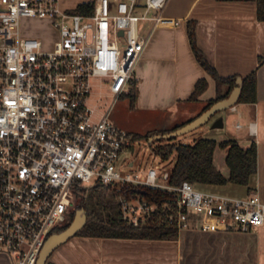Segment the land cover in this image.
Listing matches in <instances>:
<instances>
[{"label":"built area","instance_id":"1","mask_svg":"<svg viewBox=\"0 0 264 264\" xmlns=\"http://www.w3.org/2000/svg\"><path fill=\"white\" fill-rule=\"evenodd\" d=\"M63 1L0 0V254L13 264H36L51 231L69 223L96 187L115 193L119 217L132 227L159 213L178 231L261 226L264 203L256 192L236 197L188 181L171 184L170 171L148 168L140 176L119 169L134 145L109 113L133 83L167 0H94L87 15L67 13ZM25 17L56 29L48 48L22 34ZM94 86L107 89L99 99L111 97L104 110L89 104ZM146 188L165 198L147 197Z\"/></svg>","mask_w":264,"mask_h":264},{"label":"crops","instance_id":"2","mask_svg":"<svg viewBox=\"0 0 264 264\" xmlns=\"http://www.w3.org/2000/svg\"><path fill=\"white\" fill-rule=\"evenodd\" d=\"M88 1L91 0H65L61 5L74 9ZM256 11L254 0H167L162 10L164 21L152 32L134 67L131 110L158 116L176 115L168 129L195 118L205 102L216 96V83L192 52L187 21H195L196 43L218 74L243 77L256 68L258 57H264V21L257 19ZM50 27L54 39L57 31L51 24ZM200 78L207 80V88L198 101H189ZM231 111L237 114L235 124L241 125V129H236L234 124V129L243 133L235 141L244 148L254 142L257 152L251 190L241 187L245 196L256 192L264 203V63L256 70V101L237 103ZM222 151L220 160L224 163L226 150ZM220 171L227 173V169L225 173ZM49 261L54 264H264V223L248 231H204L191 227L179 230L174 240L74 236ZM0 264L13 262L0 254Z\"/></svg>","mask_w":264,"mask_h":264},{"label":"trees","instance_id":"3","mask_svg":"<svg viewBox=\"0 0 264 264\" xmlns=\"http://www.w3.org/2000/svg\"><path fill=\"white\" fill-rule=\"evenodd\" d=\"M254 1L256 2L257 19L264 21V0ZM93 2L94 0L80 3L72 12L85 15L91 14L93 11ZM195 25L194 20L187 21V36L190 47L197 62L216 83V96L205 102L199 112L201 114L213 103L229 95L236 85L237 76H220L215 68L208 63L196 43ZM262 63H264V57H258L256 68L242 77V90L238 103H254L256 101V70ZM132 84L133 86L127 94L130 98V105L134 102L135 93L133 91L135 86L134 81ZM222 87H225L224 91H222ZM206 88L207 80L205 78L198 79L188 100L198 101L200 95ZM185 123L166 130L149 131L145 134L133 133L131 137L133 140L141 138L148 139L152 134H164L175 130ZM166 139L168 142L155 145L153 150L163 160L169 159L173 154L175 156L173 166L170 170L169 183L178 185L183 181H188L195 187L235 184L245 186L248 191L251 190L250 184L257 168V152L254 142H251L248 147L244 148L233 139L217 142L210 138H198L191 144L175 143L173 142L175 137ZM216 148L226 150L224 156V163L227 169L226 174H223L214 163V151ZM91 193L96 194V198L92 202L88 201ZM106 194L109 195L107 201L105 200ZM89 195L83 199L80 205V208H84L86 211L87 222L75 236L140 240H174L177 237V228L162 213L156 215L154 220L147 225L132 227L120 219L114 198L115 193L109 190V188H93ZM145 195L158 201L165 198L164 192L150 188L145 189ZM73 218L74 215L71 221ZM71 221L62 227L54 228L51 234L64 230ZM46 264L54 263L48 260Z\"/></svg>","mask_w":264,"mask_h":264},{"label":"rangeland","instance_id":"4","mask_svg":"<svg viewBox=\"0 0 264 264\" xmlns=\"http://www.w3.org/2000/svg\"><path fill=\"white\" fill-rule=\"evenodd\" d=\"M62 10L66 11L67 13H72V7L69 5H65L62 7ZM21 29L24 35L32 36L37 35L42 38L44 42V48H48L50 45V40H52V28L48 23L47 19H40L34 17H25L21 19ZM123 42V38L120 39ZM122 47V43H121ZM133 84H130L126 87L124 92V96H120L115 100L112 105L111 111L109 113V119L113 122L116 126L131 131L133 133L145 134L149 131H159V130H166L169 128L170 124L177 119V116L172 113H166L162 116L149 114L141 111H133L130 108L129 101L130 98L127 95L129 90ZM135 91V86L133 88ZM107 92L106 88H101L98 86H94L92 88V93L89 99V104L95 106L96 108H100L104 110L106 105L109 104L111 101V97L109 95L102 96L99 99V95H104ZM123 95V94H122ZM97 110H100V109ZM223 116L224 125L221 128H211L213 121L215 120V116L219 115ZM216 115L212 116L205 124L188 131L184 134L177 135L173 142L175 143H184V144H191L194 140L198 138H210L217 142L225 140V139H236L237 136L243 134L242 132H238L234 129V124L237 120V114L232 112L230 108L226 110H222ZM158 124V125H156ZM155 126L159 128L154 129ZM154 135V134H152ZM151 135V136H152ZM149 136V137H151ZM148 137V139H149ZM148 139L141 138L137 140L132 139V143L135 147V151L131 153L129 150H125L123 154V162L119 166V169L123 171H129L133 173H139L140 176L145 173L148 168H154L157 170L159 174L165 171H170L173 163H174V154L167 160L161 159V157L154 152V146L161 143H166L168 140L166 138H162L159 140L148 141ZM223 151L219 148H216L215 151V158L214 161L218 168L224 173L226 172V166L224 163L221 162V156ZM132 162V165L129 163ZM235 184H226L224 187L216 186H197L196 188L199 190H207V191H217L224 194H231L234 196H245V190L240 185ZM95 197H94V196ZM105 197V196H104ZM109 195L106 194V201ZM96 194H90L89 200L92 202L95 200ZM87 222V221H86ZM60 247V246H59ZM58 247V248H59ZM58 248L52 253L54 256L58 250Z\"/></svg>","mask_w":264,"mask_h":264},{"label":"water","instance_id":"5","mask_svg":"<svg viewBox=\"0 0 264 264\" xmlns=\"http://www.w3.org/2000/svg\"><path fill=\"white\" fill-rule=\"evenodd\" d=\"M242 90V77H236V85L233 87L229 95L221 100L213 103L209 108L199 114L197 117L186 122L182 126L173 131L164 134H154L149 137L148 141L159 140L162 138H172L177 135L184 134L203 124H205L216 113L235 106L238 103L240 93ZM223 126V117H217L211 128H221ZM143 192V191H142ZM87 215L84 208H79L74 213V218L71 223L64 230L58 233L50 234L40 249L36 264H46L51 254L62 244L74 237L86 224Z\"/></svg>","mask_w":264,"mask_h":264},{"label":"flooded vegetation","instance_id":"6","mask_svg":"<svg viewBox=\"0 0 264 264\" xmlns=\"http://www.w3.org/2000/svg\"><path fill=\"white\" fill-rule=\"evenodd\" d=\"M129 151H130L131 153H133V152L135 151V147H134V146H131V147L129 148Z\"/></svg>","mask_w":264,"mask_h":264}]
</instances>
